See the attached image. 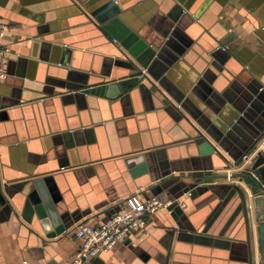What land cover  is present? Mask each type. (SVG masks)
I'll use <instances>...</instances> for the list:
<instances>
[{
	"label": "crops",
	"instance_id": "1",
	"mask_svg": "<svg viewBox=\"0 0 264 264\" xmlns=\"http://www.w3.org/2000/svg\"><path fill=\"white\" fill-rule=\"evenodd\" d=\"M112 1L0 0L9 25L8 75L0 80V264H63L81 243L78 222L102 223L135 191L167 198L175 183L159 186L165 178L149 167L153 160L166 161L172 175L193 171L192 162L213 165V173L227 172L214 183L248 188L232 178L237 167H217L220 156L204 160L194 138L200 131L220 147L243 117V90L264 85V0H115L118 17L160 53L142 68L143 84L122 94L112 83L126 81L132 64L96 19ZM236 126L247 130V121ZM38 178L56 208L75 217L54 237L35 215L22 217ZM178 199L186 202L183 227L159 210L143 231L130 230L103 253V264L244 263L245 231L229 226L228 207L214 217L225 199L206 191Z\"/></svg>",
	"mask_w": 264,
	"mask_h": 264
},
{
	"label": "water",
	"instance_id": "2",
	"mask_svg": "<svg viewBox=\"0 0 264 264\" xmlns=\"http://www.w3.org/2000/svg\"><path fill=\"white\" fill-rule=\"evenodd\" d=\"M118 12L114 0L112 3H105L97 10L96 19L101 24V28L119 42L123 53L132 64L133 74L127 77L126 81H113L114 83H112L117 89L119 86L116 93L122 94L143 84L142 80L146 78V74L142 68H147L155 57H160V53L151 45L154 41L144 32L135 31L123 22L118 17ZM169 32L170 30L162 31L161 34L167 37ZM164 44H167V40ZM154 45L158 47L160 42H156ZM263 89L264 85H258L257 88L248 86V89L243 90L241 93L243 117H237L235 125L229 126L226 138L219 143L220 147L213 144L200 131H197L198 135L194 138V141L199 143L197 145L204 160L215 155L220 156L223 162L217 167L226 169L232 165L237 167L232 178L240 176L248 188H244L238 183H214L219 179V176L226 175L227 172L213 173L211 170L213 165L209 164L199 166L192 162V167L186 170L193 171L177 175L170 173L173 168L168 169L166 161L153 160L149 166L152 170L158 169L160 176L165 178L160 181V187L175 183V188L171 189V195L167 197L172 200V203L167 208L160 209V212L166 213L171 218V222L179 227L185 225L183 223L184 216L181 215L183 211L180 209L186 205L185 200L178 199L179 196L183 194L194 196L199 191H206L208 194L214 193L219 198L225 199L214 217L217 220L224 208L228 207L227 222H230L229 226L231 225L233 229L239 227L245 231L243 242L246 250L243 254V264H264V106L260 102L261 99H264L261 91ZM244 120L247 121V126H245L247 130L236 126ZM224 141H228L234 150L224 144ZM261 146H263L261 151L254 158L251 157ZM221 147L231 158L225 155ZM249 158H253L250 160V164L241 167L244 161ZM142 166L144 169L148 168L146 162ZM33 184L34 187L26 196L22 217L31 222L35 215L47 236L54 237L68 228L75 217L72 215L70 218L65 212H60L56 208L50 189L43 179H34ZM0 202L5 203L1 190ZM179 202L184 203L182 208ZM215 202H218L217 199H214L211 204ZM112 212H108L107 215L111 216ZM103 253L105 252L94 257L91 264H103L101 259Z\"/></svg>",
	"mask_w": 264,
	"mask_h": 264
},
{
	"label": "built area",
	"instance_id": "3",
	"mask_svg": "<svg viewBox=\"0 0 264 264\" xmlns=\"http://www.w3.org/2000/svg\"><path fill=\"white\" fill-rule=\"evenodd\" d=\"M8 28V22L0 14V80L8 75L9 48L4 42ZM171 203L172 200L167 198L145 199L135 191L125 198L122 210L111 214L102 223L78 222L74 234L80 238L81 243L72 258L63 264H90L94 257L109 251L115 243L124 239L130 230L143 231L150 216L162 208H167ZM179 205L182 207L184 203L179 202Z\"/></svg>",
	"mask_w": 264,
	"mask_h": 264
}]
</instances>
